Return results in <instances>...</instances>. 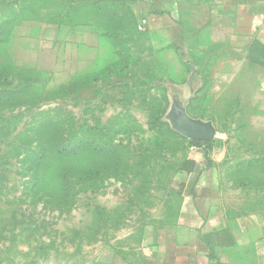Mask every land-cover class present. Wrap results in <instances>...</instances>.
I'll list each match as a JSON object with an SVG mask.
<instances>
[{"label": "rangeland", "instance_id": "obj_1", "mask_svg": "<svg viewBox=\"0 0 264 264\" xmlns=\"http://www.w3.org/2000/svg\"><path fill=\"white\" fill-rule=\"evenodd\" d=\"M94 1L0 0V264L125 263L173 220L204 149L171 131L174 95L216 128L225 204L264 217L262 61L154 51L125 3Z\"/></svg>", "mask_w": 264, "mask_h": 264}, {"label": "crops", "instance_id": "obj_2", "mask_svg": "<svg viewBox=\"0 0 264 264\" xmlns=\"http://www.w3.org/2000/svg\"><path fill=\"white\" fill-rule=\"evenodd\" d=\"M131 9L137 25L145 21L138 32L154 35V51L264 67V0H137ZM210 153L196 155L203 162L176 217L147 229L130 259L116 264H264V217L225 204Z\"/></svg>", "mask_w": 264, "mask_h": 264}, {"label": "water", "instance_id": "obj_3", "mask_svg": "<svg viewBox=\"0 0 264 264\" xmlns=\"http://www.w3.org/2000/svg\"><path fill=\"white\" fill-rule=\"evenodd\" d=\"M165 119L174 132L187 140L212 142L216 137V128L213 123L190 117L177 95L173 96Z\"/></svg>", "mask_w": 264, "mask_h": 264}, {"label": "trees", "instance_id": "obj_4", "mask_svg": "<svg viewBox=\"0 0 264 264\" xmlns=\"http://www.w3.org/2000/svg\"><path fill=\"white\" fill-rule=\"evenodd\" d=\"M93 2H86V5L88 6H94L96 5L97 2H95L94 0H92ZM99 1L100 3L102 2H107L110 3V2H113V3H125V8L127 11H129L130 13V16L132 17V22L134 23L135 27H136V17L134 15V13L132 12V9H131V5L130 3L132 2H136L137 0H97ZM73 6L71 5L70 6V9L72 10ZM99 9H105L104 7H99ZM59 17V16H58ZM62 17V15H61ZM137 28V27H136ZM138 29V28H137ZM170 129V127H169ZM171 130V129H170ZM173 131V130H171ZM174 132V131H173ZM176 133V132H175ZM179 135V134H178ZM67 142L66 143H61V135H58L57 138H56V145H57V151H55L57 154L59 155H64V154H68L70 152H72L75 147H76V143L74 141H72L70 138L68 140H66ZM190 141V140H189ZM88 141H86L85 143H87ZM191 144H194V145H197V146H200V147H203V151L207 152L209 149H210V146H211V142H197V141H190ZM38 147H37V151H28L27 152V156L31 157L32 160H33V165L31 166V170H32V174H31V179L33 181H36L37 178H38V171H37V167L39 165V162L41 161V159L44 157L45 155V143L44 141H41V140H38ZM207 154V153H205ZM62 181L64 182L65 185H68L69 184V173L68 172H65L62 176ZM69 187H66V190H68ZM65 190V188H64ZM67 194V192H66Z\"/></svg>", "mask_w": 264, "mask_h": 264}, {"label": "built area", "instance_id": "obj_5", "mask_svg": "<svg viewBox=\"0 0 264 264\" xmlns=\"http://www.w3.org/2000/svg\"><path fill=\"white\" fill-rule=\"evenodd\" d=\"M260 21H261V19H260L259 17H252V18H251V23H252L254 26H259ZM144 26H145V21H144V20H141V21L139 22V24L137 25V28H138V30H143Z\"/></svg>", "mask_w": 264, "mask_h": 264}]
</instances>
